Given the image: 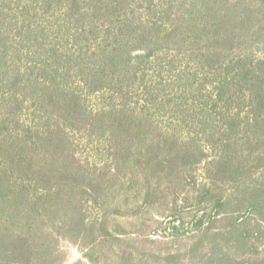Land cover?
Masks as SVG:
<instances>
[{
	"label": "trees",
	"instance_id": "obj_1",
	"mask_svg": "<svg viewBox=\"0 0 264 264\" xmlns=\"http://www.w3.org/2000/svg\"><path fill=\"white\" fill-rule=\"evenodd\" d=\"M179 199L156 264H264V0H0V264H98Z\"/></svg>",
	"mask_w": 264,
	"mask_h": 264
},
{
	"label": "rangeland",
	"instance_id": "obj_2",
	"mask_svg": "<svg viewBox=\"0 0 264 264\" xmlns=\"http://www.w3.org/2000/svg\"><path fill=\"white\" fill-rule=\"evenodd\" d=\"M85 154L91 156L92 152L86 151ZM196 179L198 182L202 180L199 171ZM201 208L195 202L179 199L177 202H166V207L158 204L145 209L139 218H117V222L126 229V233L120 236L122 242L112 246L107 244L103 254H97L99 251L95 250L93 257L99 260L98 264H118L122 253L133 252L137 259L143 258L147 264H156L153 256L184 252L191 244L195 222L205 210ZM60 248L65 255L63 264H90L72 243L62 241ZM262 248L264 250V246Z\"/></svg>",
	"mask_w": 264,
	"mask_h": 264
}]
</instances>
